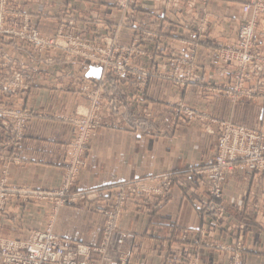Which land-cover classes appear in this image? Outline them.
<instances>
[{"label": "crops", "instance_id": "1", "mask_svg": "<svg viewBox=\"0 0 264 264\" xmlns=\"http://www.w3.org/2000/svg\"><path fill=\"white\" fill-rule=\"evenodd\" d=\"M248 1L173 0L176 6H172L166 0H137L133 24L120 29L119 44L126 45L134 37L140 39V47L147 53L140 58L142 66L155 64L157 68L170 70L172 65L166 57L188 56L195 51L202 77V81L182 88L169 79L151 77L144 96L134 80H130L119 99L122 102L127 98L139 100L138 110L149 113V119L136 128L128 112L120 109L116 119L125 128L102 126L91 138L87 165L80 172L77 190L99 188L105 198L107 190L104 189L117 182L164 171L183 173L184 187L174 183L163 203L152 212L129 206L121 216L120 227L134 232V240L122 246L123 250L131 248L126 264H195V261L228 264L230 255L225 246L232 247L237 242L243 247L241 264H264V222L259 221L255 207L257 198L264 194V171L259 174L236 167L225 174L221 222L203 235L201 231L213 213L200 211L190 193L193 191L197 197L210 200L206 192L207 178L194 171L212 155L217 127L205 128L196 121L176 120L166 105L167 101L180 98L191 106L210 111L216 118L264 129L263 97L234 102L210 93L202 83L218 86L230 81L234 65L218 63L214 49L220 43L234 41L239 25L250 17L242 11V5ZM16 2L44 33L55 31L65 4L79 14L82 24L87 26V34L105 33L104 21L116 24L122 18L115 0ZM91 15L96 20H91ZM200 27L206 34L204 41L197 38ZM256 31L264 34V16L259 18ZM261 42L263 46L264 39ZM80 65L83 67L76 68L75 72L87 75L88 65ZM56 84L31 83L18 96V101L29 109L65 114L72 113L77 104L85 103L83 94ZM71 137L70 123L50 117L33 118L19 147L2 153L16 157L9 166V180L44 189L54 187L63 170V156ZM5 139L6 133L0 128V143ZM9 209L12 210L8 217L0 215V235L20 240L25 239L32 227L43 225L47 211L46 206L15 207V203H10ZM104 221L105 216L93 203L81 200L59 209L53 231L69 242L95 246L101 241Z\"/></svg>", "mask_w": 264, "mask_h": 264}, {"label": "rangeland", "instance_id": "2", "mask_svg": "<svg viewBox=\"0 0 264 264\" xmlns=\"http://www.w3.org/2000/svg\"><path fill=\"white\" fill-rule=\"evenodd\" d=\"M136 1L137 0H115V5L122 11L121 20L116 24L104 21L103 25L106 27V32L97 35L86 33L85 30L87 29V26L84 23L82 24L79 14L74 12V9L70 5L65 4L63 6L60 13L61 18L55 31L53 33H44L31 22L29 15L18 7L16 0H0V128L6 133V139L0 143V215L8 217L11 214L12 209H9L10 203H15V207L18 205L47 207V211L45 212L42 221L43 225L41 227H32L28 231L25 239H13L2 237L1 235L0 238L24 242L28 239L32 231L43 228L44 225L50 222V220L52 223V232L54 233L53 225L55 215L59 209L67 205L76 204L81 200H86L93 203L94 207L105 216L100 243L95 246L74 243L59 237L55 233L54 234L67 246H70V244H80L91 248L99 247L103 240L107 213L116 203V188L120 184L127 182L128 184L126 186H129L133 180L137 181L136 179H150L151 176L160 177L166 174L170 175V184L164 195L156 193L151 195L155 198L148 199L142 194H128L126 196L128 198L127 201H124L123 207L119 210L120 217L118 220V228L122 231H131L133 237L123 239V242L116 245L114 251L109 254L113 256L115 264H126L131 248L123 250L122 246L125 243H131L134 240V232L131 229L120 227L121 216L123 213L129 206H135L141 212L150 213L152 212V209L163 203L174 183L184 187L185 183L182 177V172L164 171L114 183L104 189L107 190V197L105 198L101 194L103 190L99 188L87 191L76 189V183L80 177V172L87 165L91 138L95 136L96 130L99 127L105 126L115 129L125 128L124 125L119 123L116 119V114L120 109H124L128 112V115L136 128L142 126L144 121L149 119V113L138 110L137 103L139 100H131L127 98L122 102L119 99V96L124 93L125 87L129 85L130 80H134L135 85L142 92L146 89L148 79L155 76L169 79L174 85L181 88L202 81V77L198 70L195 51H192L188 56L177 58L166 57V61L170 62L172 65V69L166 70L160 67L157 68L155 64H151L148 67L140 64V58L143 55L147 56V53L140 47L139 38L134 37V39L126 45L119 44L118 34L120 29L129 27L134 22L133 8ZM256 1L264 2V0H249L242 5V11L244 13H249L250 17L239 25L234 41L231 43H220L214 49L218 63H232L235 66V61L224 62L220 60L221 58L217 53L221 49L225 50L226 48L235 46L239 38L240 28L247 24L252 26L254 32L253 52L255 54L264 53V45L262 46L261 42V40L264 39V34H257L256 31V25L259 18L264 16V11L260 13L255 12L254 9L244 11V6L253 4ZM166 2L167 5L171 4L172 6H176L173 0H166ZM90 18L91 20H96V16L94 15H91ZM202 27L198 29L197 38L204 41L206 40V34ZM149 59L152 60L153 57H149ZM81 63L88 65V70L90 66L100 68L99 76L95 77L89 73V75H84L81 73L82 71L76 73V68L83 67V65H80ZM128 67L132 69L131 74H129L130 68ZM175 67H178V72L176 71L177 73H175ZM190 67L192 68L189 69ZM189 71H192V75H189L188 81L183 84L174 83L172 77H169V75L187 77L186 73ZM235 73V68L233 67L229 82H224L218 86H212L210 83L203 81V86H205L210 93L226 96L229 100L234 102L254 101L257 100L256 98L258 97L264 98L263 95L255 93L256 90H262L263 87L259 86V79L252 74L251 78L245 82L246 84L244 88L247 89V93L235 91L237 97H229L226 93V87L228 90H233V87L235 86ZM145 75H147L146 78ZM194 76H198V78L195 80L190 79ZM260 78H264V73L260 75ZM31 83L46 85L60 83V85L68 90L83 94L86 101L83 105L77 104L74 111L68 114L29 109L18 101V96L27 91L30 88ZM142 94V96H144L145 92ZM96 97H98L99 101L98 108L95 111V116L91 120V126L87 129V136L84 142V139L81 140V134L85 135V133L82 132L83 127L80 124V115L83 114L85 110L87 111L90 109L93 101L92 98ZM166 105L170 107L172 117L176 120L185 119L188 122L196 121L199 124L204 125L205 128L212 126L217 127L216 143L221 131L220 126H218L217 123L220 121L245 126L264 133V129L261 128L249 127L233 123L230 120L216 118L210 111L191 106L183 102L180 98L173 101H167ZM182 106L193 110L196 113V116L189 119L186 114L181 112ZM35 117H50L56 118V120L60 119L70 123L72 128V137L67 143L66 151L63 156V170L60 178L56 185L49 189L34 187L26 183L11 182L9 180V166L16 161V157L13 154H2L3 151L8 149L12 151L13 148L15 149L19 147L25 136L26 126ZM18 128L20 130H18ZM79 141H81V144L75 150ZM205 164L206 162L194 172L200 173L199 171L202 170ZM236 165L237 167H244L240 164ZM244 168L248 169L247 167ZM248 170L252 172H263L264 168ZM154 184H156V181H154ZM126 190L128 191V189ZM206 192L210 199L209 201H215V204H210L209 201L197 197L193 191L191 193L189 192L191 200L197 202L200 211H210L213 213V216L209 219V224L203 229V231H201V233L203 232V235L213 231L219 225L223 216L222 193L221 198L219 199L211 197L208 192V183L206 185ZM202 205L204 207H202ZM218 206L220 207L216 209ZM255 207L257 209L256 214L259 213L260 215V218H258V215L255 216V218L261 219L259 220L260 222H264V194L257 198L255 201ZM225 248L228 249L230 255L228 264H232L231 262H233L235 258L238 259L239 264H241L242 245L237 242L234 246H225ZM124 257H126L125 260H123ZM0 264H2L1 256ZM195 264H197L196 261Z\"/></svg>", "mask_w": 264, "mask_h": 264}, {"label": "built area", "instance_id": "3", "mask_svg": "<svg viewBox=\"0 0 264 264\" xmlns=\"http://www.w3.org/2000/svg\"><path fill=\"white\" fill-rule=\"evenodd\" d=\"M263 3L262 1H256L253 4L246 5L244 6V11L254 9L257 13L263 12ZM253 34V28L250 24L242 26L235 46L226 48L225 50H217V55L221 58L220 60L224 62L235 61V86L233 90H228L226 87V93L231 98L237 97L235 91L247 93V89L244 86L245 82L251 78V74L259 79V86L263 87L262 90H256L255 93L264 96V78H260V75L264 73V53L255 54L253 52ZM176 71L178 72V67H175V73H177ZM131 73L132 69L130 68L129 74ZM186 75L187 77L171 75L169 77H172L174 83L183 84L188 81V77L192 75V71L187 72ZM146 77L147 75H145ZM197 78L198 76H194L190 79L195 80ZM92 100L90 109L85 110L80 115V124L83 127L82 132L85 133V135L81 134V140L84 139V142L87 136V129L91 126V120L95 116V111L99 104L98 97L92 98ZM181 112L186 114L189 119L196 116L193 110L184 106H182ZM217 123L221 131L214 153L199 172L204 173L208 179V192L210 196L219 199L221 198L224 175L227 171L237 167L236 164H240L248 169L264 168V133L228 122L220 121ZM18 130L20 129L18 128ZM80 144L81 141L77 143L75 150ZM170 177L167 174L160 177L151 176L150 179L146 178L147 180H133L129 186H126L128 182L120 184L116 188L115 206L107 213L103 240L99 247L91 248L80 244H70V246H67L52 232L50 220L43 228L32 231L24 242L0 238L2 264H115L113 256L109 253L114 251L115 246L121 244L123 239L133 237L131 231H122L118 228L119 210L123 207L124 201H127L128 198L126 196L138 193L148 199H152L155 198L151 196L153 194L164 195L170 184ZM154 181H156V184H154ZM202 207L204 206L202 205ZM125 259L126 257L123 258V260ZM231 263L239 264L236 258Z\"/></svg>", "mask_w": 264, "mask_h": 264}, {"label": "water", "instance_id": "4", "mask_svg": "<svg viewBox=\"0 0 264 264\" xmlns=\"http://www.w3.org/2000/svg\"><path fill=\"white\" fill-rule=\"evenodd\" d=\"M89 74L92 76L98 77L100 74V68L90 66L89 67Z\"/></svg>", "mask_w": 264, "mask_h": 264}, {"label": "bare ground", "instance_id": "5", "mask_svg": "<svg viewBox=\"0 0 264 264\" xmlns=\"http://www.w3.org/2000/svg\"><path fill=\"white\" fill-rule=\"evenodd\" d=\"M259 174H262L263 172L262 171H258Z\"/></svg>", "mask_w": 264, "mask_h": 264}]
</instances>
